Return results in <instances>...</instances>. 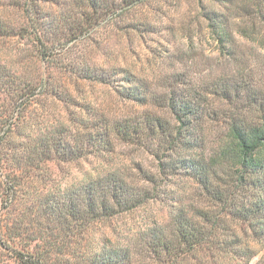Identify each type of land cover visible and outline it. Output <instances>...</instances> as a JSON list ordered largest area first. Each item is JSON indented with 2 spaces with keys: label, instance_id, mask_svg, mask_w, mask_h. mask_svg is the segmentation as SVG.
<instances>
[{
  "label": "trees",
  "instance_id": "obj_1",
  "mask_svg": "<svg viewBox=\"0 0 264 264\" xmlns=\"http://www.w3.org/2000/svg\"><path fill=\"white\" fill-rule=\"evenodd\" d=\"M49 1L30 4L20 27L0 18V39L29 38L39 61H0V264H250L260 252L255 246L264 250V90L235 63L230 13L264 30V0H195L237 67L235 75L201 88L180 72L155 85L115 65L56 63V44L80 40L110 17L123 35L154 33L137 12L149 0H71L58 14L47 10ZM86 82L116 87L126 101L155 111L120 120L31 110L45 109L44 99L84 113L71 89ZM214 126L219 140L206 155ZM117 143L151 156L154 172L138 165L130 180L101 170L65 185L53 176L52 165L111 155ZM150 202L167 209V222L116 243L95 238L101 222ZM256 264H264V253Z\"/></svg>",
  "mask_w": 264,
  "mask_h": 264
},
{
  "label": "rangeland",
  "instance_id": "obj_2",
  "mask_svg": "<svg viewBox=\"0 0 264 264\" xmlns=\"http://www.w3.org/2000/svg\"><path fill=\"white\" fill-rule=\"evenodd\" d=\"M35 0H0V18L8 20L20 27V23L28 12L30 4ZM71 0H51L45 3V7L55 14L61 13ZM149 5L140 11L138 17L148 20L154 28V33L140 34L130 33L123 35L112 17L88 29L80 40H74L70 36L65 41L56 44L53 56L64 62V66L70 64H84L89 60L91 64L115 65L132 70L136 76L143 80L159 85L168 80L172 73H183L191 86L201 88L215 85L223 78L235 75L237 67L227 61L222 53L218 41L201 19L202 5L200 9L195 0H149ZM207 9L225 12L217 5L203 2ZM254 13V11H253ZM235 11L230 13V27L234 32L235 41L238 44L239 66L246 68L248 74H252L257 83L264 90V30L260 25L252 22L243 23L233 18ZM145 21V20H144ZM119 25V26H118ZM246 28V35H241ZM87 29V28H86ZM83 32L85 30H82ZM26 34V33H23ZM91 35V40L88 36ZM36 50L27 37L0 39V61L4 64L14 62H27L33 66L39 63L36 59ZM56 72L54 64H50ZM59 71V70H58ZM49 74V72H48ZM231 75V76H232ZM72 97L83 106L84 113L79 107L57 105L50 100L42 99L45 109L32 106L31 110L43 114L52 112L56 116L70 114H83L98 112L112 119H128L135 115H141L147 110L155 111L152 107H139L126 101L116 87L99 84L81 83L78 87H72ZM213 127V126H212ZM219 127L214 126L208 138L205 154H211L219 140ZM138 165L154 172L155 163L151 156L140 152L134 147L117 143L114 153L106 156H90L78 163L52 165L53 176L63 185L79 182L86 176H97L101 170L118 172L124 176L136 180L139 173ZM168 219V211L161 203L150 202L131 214L121 215L98 225V234L108 236L113 242L132 239L148 226L165 223ZM155 222V223H154ZM158 222V223H156ZM130 232V233H129ZM132 237H130L132 234ZM259 249V255L250 264H256L264 253Z\"/></svg>",
  "mask_w": 264,
  "mask_h": 264
}]
</instances>
